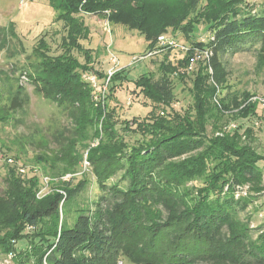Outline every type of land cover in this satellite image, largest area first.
<instances>
[{"label":"trees","instance_id":"obj_1","mask_svg":"<svg viewBox=\"0 0 264 264\" xmlns=\"http://www.w3.org/2000/svg\"><path fill=\"white\" fill-rule=\"evenodd\" d=\"M49 3L54 22L63 24L60 52L52 54L40 37L27 74L44 98L66 105L71 127L57 131L53 154L39 153L24 173L17 164H6L0 252H14L27 264H117L119 258L131 264H264V228L253 237L249 223L239 215L255 195L235 197L237 187L247 181L251 191L260 189L259 163L264 157L251 146V128H243V122L214 135L224 116L240 120L264 110L248 92L220 96L228 74L223 55L252 49L264 63V0L257 9L252 0ZM89 14H105L108 22L138 32L147 43L145 52L158 47L160 34L171 32L190 48H207L209 61L187 73L178 67L185 66L191 49L178 51L181 56L174 62L167 56L177 50L155 54L164 55L158 64L160 77L144 72L133 80L152 103L150 111L142 119L118 121L108 101L127 80L126 69L109 77L104 98L81 77L93 68L92 51L81 44L90 31L84 21ZM199 24L207 26L206 42H199L201 35L194 38ZM14 31L12 23L0 26L3 39L8 34L17 38ZM95 72L99 79L106 77V72ZM173 74L192 78L191 105L183 113L167 110L174 101ZM27 100L23 88L7 99L0 90V123ZM128 132L139 136L129 143ZM84 151L101 193L92 207L77 205L70 224L60 219L61 208L66 213L68 202L87 184L83 177L70 186ZM120 171L124 182L108 183ZM41 172L50 177L52 190L37 199ZM67 173L72 176L62 179ZM196 179L201 183L186 185ZM28 226L31 231L25 232Z\"/></svg>","mask_w":264,"mask_h":264},{"label":"rangeland","instance_id":"obj_2","mask_svg":"<svg viewBox=\"0 0 264 264\" xmlns=\"http://www.w3.org/2000/svg\"><path fill=\"white\" fill-rule=\"evenodd\" d=\"M262 2L263 0H255L253 5L255 9L259 8ZM54 16L55 11L49 0H0V26L6 27L12 23L17 36L14 38L8 34V38L3 39V35L0 34V45L2 44L0 47V90L4 99L21 88L25 90L28 97L26 104L12 112L9 118L0 123V193L5 187L6 164H9L5 160L6 156L12 158L17 156L14 161L19 167L29 166L30 163L35 162V156L39 153L53 154L57 148V143L53 139L54 134L71 127L66 105L61 106L55 100L44 98L36 88V84L29 80L27 74L31 68L30 62L34 61L32 49L40 37H43L49 44L52 54L60 52L59 43L64 34V29L61 22H54ZM104 19H107L105 14L85 15L84 21L88 24L90 31L88 38L82 40L81 44L91 49L93 58L96 59L93 63V69L95 68V71L100 72L103 65L109 66L107 61V46L109 45V51L116 55L119 60L118 67L126 69L127 80L117 86L115 99L109 100L108 104L110 107H114L118 121L131 119L133 116L142 119L150 111L152 103L142 95L139 88L134 86L133 80L144 72H151L155 78H159L161 72L158 69V64L164 55L139 59L128 65L134 57H139L145 53L146 41L135 30H129L119 24H112L108 20L105 26L108 31H106L102 24ZM206 31L207 26L199 24L197 32L193 34L194 38L198 35H206ZM179 56L181 54L178 51H172L168 53L167 60L174 62ZM78 58L83 61L81 54H78ZM222 60L228 74L227 86L221 90V97L227 92L237 94L248 92L256 97H264V63L258 60L256 51L249 49L226 53ZM199 65L200 63L197 68ZM183 67L179 66L178 70L183 69ZM170 77L174 93L172 104L174 105L167 110L183 113L191 105L189 88L192 78L189 75H184L182 79H179L174 74ZM102 81L103 79H99V83ZM98 91L96 90V92ZM214 100L217 102L215 97ZM239 121L243 122V128H251V146L264 157V110L260 111L258 116L240 120H234L229 115L224 116L219 122L218 131L214 135L228 132L232 128L231 125H236L240 123ZM210 129V125H208V135H210ZM138 136L139 134L128 132L125 134V139L132 143ZM241 139L244 140V136ZM94 144L95 142L92 141L91 145ZM82 155L78 171L70 180V186L75 185L83 177L87 179V184L71 202H68L66 213L63 212L64 208H61L60 219L65 217L70 224L74 220L76 206L88 205L92 207L93 202L101 193L86 160V151ZM17 160L20 161L17 162ZM259 165L261 166L260 189L256 192L251 191L252 183L247 181L240 185L244 189L242 194L235 196L238 199L255 195L253 201L239 214L243 220L249 223L253 230L251 234L253 237L257 235L260 228H264V162H260ZM120 173L121 171L110 177L108 183H123ZM42 175L45 176L46 174L42 173ZM199 183H201L200 179H196L188 181L186 185L192 186ZM51 190L49 182V187L45 193L41 196L36 194V198L39 199ZM24 231L29 232L31 230L25 229ZM16 243L19 245L20 242ZM0 264L27 263L16 258L14 252H0ZM30 264L32 263L30 262ZM117 264L131 263L119 258Z\"/></svg>","mask_w":264,"mask_h":264},{"label":"built area","instance_id":"obj_3","mask_svg":"<svg viewBox=\"0 0 264 264\" xmlns=\"http://www.w3.org/2000/svg\"><path fill=\"white\" fill-rule=\"evenodd\" d=\"M252 1H255V0H252ZM102 24H103L104 29H106V31H108V29L105 28V26L107 25V19H104V23L102 22ZM207 38L208 37L206 35H201L198 40H199V42H206ZM157 44H158L157 48L148 50L147 52L140 55L139 57H134L131 60V62H129L128 65L133 64V62H136L139 59H145V58L154 56L155 54L160 53L163 49H166V48L174 49V50H177L179 52H186V51L191 49V54L188 57L187 63L185 64L183 69L180 70L183 72L190 73V72L196 70L197 65L199 63H208L209 57L211 54L207 48L200 49L196 46H193L192 48H190V46L186 45L185 43L178 41L169 33L160 34L157 37ZM107 50H108L107 60H108V63H110V66H109L108 70L106 71V77L103 78V81L101 83H99V77H98L97 73L95 72V70H87L81 74L82 79L87 81L93 87V89L95 91L99 90L97 93L102 94V98L105 97L109 77L116 70L119 69V67H118L119 60H118L116 55H114L113 53H111L109 51V45L107 46ZM250 100H252V101L258 100L260 105L264 107V97L254 96V97H251ZM129 101H130V98L128 99V103H129ZM173 105L174 104H171V106H173ZM160 113H162V112H160ZM231 127H234V124H232ZM5 160L9 164H12V165L16 164V161H14V158H12V157H8ZM17 168H18V171L20 173H24L27 169L26 166H21V167L17 166ZM35 171H37V169L33 168V172H35ZM71 176H72L71 174L67 173L64 176H62V179L67 180ZM50 180H51L50 177L47 175L41 176V186L36 192V194L38 196H41L45 193V191L49 187ZM237 188L238 189L235 193L236 197L240 196V194H242V192L244 190L242 186H238ZM31 228H32L31 226H28L26 229H31Z\"/></svg>","mask_w":264,"mask_h":264},{"label":"crops","instance_id":"obj_4","mask_svg":"<svg viewBox=\"0 0 264 264\" xmlns=\"http://www.w3.org/2000/svg\"><path fill=\"white\" fill-rule=\"evenodd\" d=\"M88 25V24H87ZM96 60V59H95ZM95 60H94V58H93V63H95ZM108 61V60H107ZM109 64V66H110V63H108ZM94 65L92 64V67H93ZM109 66H102V69H101V71L104 73V71L106 72L107 70H108V68H109ZM95 69V68H94ZM93 68H92V70H94Z\"/></svg>","mask_w":264,"mask_h":264}]
</instances>
